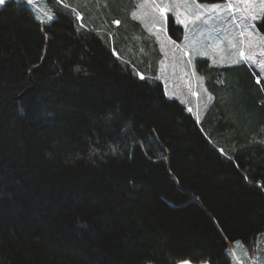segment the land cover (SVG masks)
<instances>
[{
  "label": "trees",
  "instance_id": "obj_1",
  "mask_svg": "<svg viewBox=\"0 0 264 264\" xmlns=\"http://www.w3.org/2000/svg\"><path fill=\"white\" fill-rule=\"evenodd\" d=\"M46 1L50 23L0 8V264H233L229 245L264 229L262 83L207 69L230 79L199 123L114 54L142 33L130 0H105V30L99 0Z\"/></svg>",
  "mask_w": 264,
  "mask_h": 264
},
{
  "label": "rangeland",
  "instance_id": "obj_2",
  "mask_svg": "<svg viewBox=\"0 0 264 264\" xmlns=\"http://www.w3.org/2000/svg\"><path fill=\"white\" fill-rule=\"evenodd\" d=\"M6 1L0 0V8ZM26 1L39 21L50 23L55 18L46 0ZM60 1L76 7L71 1ZM99 1L87 16L89 21L98 19L105 30L100 14L107 8L105 0ZM130 1L129 14L140 22L142 33H132L123 52L116 49L114 54L130 63L140 77L154 76L162 81L166 95L182 102L197 122H203L208 111L218 106V96L224 94L229 83V73L225 72L222 77H216V87H211L206 70L212 66L245 65L254 73L255 82H261L264 88V31L258 26L264 18V0ZM78 20L82 27H89L82 12H78ZM170 21L173 28H178L179 38L171 35ZM119 22L120 19L114 21ZM144 54L150 55L147 61ZM210 139L227 153V141H222L216 133ZM227 253L233 264H264V229L254 244L246 246L236 240L229 245ZM178 264L210 263L184 260Z\"/></svg>",
  "mask_w": 264,
  "mask_h": 264
}]
</instances>
